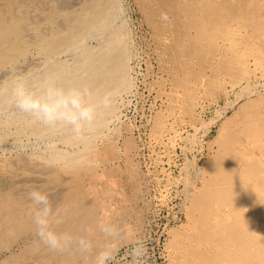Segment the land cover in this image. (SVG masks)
<instances>
[{
  "label": "bare ground",
  "instance_id": "1",
  "mask_svg": "<svg viewBox=\"0 0 264 264\" xmlns=\"http://www.w3.org/2000/svg\"><path fill=\"white\" fill-rule=\"evenodd\" d=\"M158 1L179 27L172 51L177 61L178 55L184 58L178 61L184 77L177 76L175 80L184 87L187 99H192L195 92L189 81L193 76L191 63L206 66L215 64V60L222 62L226 57L223 65L244 75L248 70L247 60L253 57L256 65L264 69L263 24H259L262 18L257 15L254 0ZM47 2L0 0V93L7 98L14 79L42 60L20 61L27 57L29 47L38 48L45 63L52 62L63 50L76 49L86 37L98 35L112 19L109 3L113 5V0H73L66 5L62 3L61 8L53 0ZM114 35L120 38L119 32ZM219 39L225 41V56L217 53L221 46ZM114 42L106 41L98 51L84 48L73 65L74 61L56 66L46 76L57 78V85L65 89L86 87L91 91L90 102L96 105L93 124L86 126L80 136L64 125L32 126L38 137L44 132L41 133L42 127L47 128L45 133L48 128L63 132L62 148L51 158L38 154H25L13 161L12 158L16 171H10V164L0 159V264H41L55 256L64 259L70 256V252L52 251L40 243L30 214L34 206L27 198L33 188L49 195L54 209L52 226L57 232L81 236L85 235L82 231L85 223L88 226L97 223L98 194L82 188V174L97 172L96 165L94 169L91 164L96 153L93 146L97 145L93 144L94 139L103 135L100 134L102 121L114 109L110 103L128 83L126 53L121 45L113 48ZM246 91L225 100L213 117L215 124L251 95V91H248L250 95ZM250 99L223 121L218 150L207 165L210 178L204 188L193 194L194 185L189 184L187 195L193 196L190 209L193 230L180 234L175 242L184 251L181 264H264V98ZM187 111H192L191 105ZM254 215L263 218L262 225L253 219Z\"/></svg>",
  "mask_w": 264,
  "mask_h": 264
},
{
  "label": "rangeland",
  "instance_id": "2",
  "mask_svg": "<svg viewBox=\"0 0 264 264\" xmlns=\"http://www.w3.org/2000/svg\"><path fill=\"white\" fill-rule=\"evenodd\" d=\"M53 1L61 8L62 3L66 5L73 0ZM253 2L258 17L262 18L259 24H263L264 36V0ZM113 5L109 3L110 25L102 30L98 28L100 33L86 37L78 48L63 50L56 60L45 63L38 48L29 47L27 57L20 61L37 58L43 62L18 76H24L34 88L56 66L70 65L74 61L73 65L87 48L98 51L111 39L115 41L113 48L123 47L128 83L112 99L113 104L110 103L114 109L102 121L100 134L103 132V135L94 139L93 144L97 145L93 146L96 150L93 160L96 164L94 161L91 164L97 172L91 170L82 174V188L98 194L96 224L117 225L121 234L115 240H106L96 224L88 226V223L83 228L90 229V235L84 233L93 243V256L109 244L118 250L110 264H132L131 248L137 239L143 241L147 249L141 264H181L184 251L175 242L180 234L193 230L190 214L193 196L187 195L189 184L194 185L192 193H198L210 178L207 165L218 150L223 121L239 111L248 99L264 98V69L256 65L253 57L248 58L249 74L244 75L229 71L223 65L226 57L222 62L215 60V64L206 66L191 63L193 76L189 81L195 92L189 100L184 87L175 80L177 76L184 77L178 63L184 58L178 55L177 61L172 51L179 28L172 15L158 0H113ZM162 14H166V20L162 19ZM115 32H119L120 38L114 35ZM219 40L218 46H221L217 53L225 56V41ZM245 85L248 87H243ZM242 87L251 91V95L246 91L250 96L215 124L213 117L218 108L244 92ZM0 95V159L2 163L10 164V171H16L11 164L15 157L38 154L51 158L62 148L63 132L48 128L45 133V126L42 136H35L32 126L41 127L42 124L19 112L12 103V95L8 98L3 93ZM190 105L192 111L188 112ZM253 219L263 224L262 217L254 215ZM69 254L68 259L55 256L41 264H85L78 252ZM88 264H92L91 258Z\"/></svg>",
  "mask_w": 264,
  "mask_h": 264
},
{
  "label": "clouds",
  "instance_id": "3",
  "mask_svg": "<svg viewBox=\"0 0 264 264\" xmlns=\"http://www.w3.org/2000/svg\"><path fill=\"white\" fill-rule=\"evenodd\" d=\"M162 19H167L166 14H162ZM11 95L12 103L19 112L49 128L64 125L76 136H80L85 127L91 126L96 119V105L90 102L91 91L86 87L65 89L57 85V78H46L38 87L32 88L24 76L18 77ZM27 198L34 206L30 214L36 235L40 243L49 250L61 253L78 252L85 264H88L90 258L92 264H110L114 260L118 250L111 244L93 256V243L87 235L57 232L52 226L53 205L46 192L33 188L28 191ZM97 227L106 240H115L121 234L119 227L111 223H99ZM82 231L90 235V229L83 228ZM146 252L143 241H133L132 264H141Z\"/></svg>",
  "mask_w": 264,
  "mask_h": 264
}]
</instances>
